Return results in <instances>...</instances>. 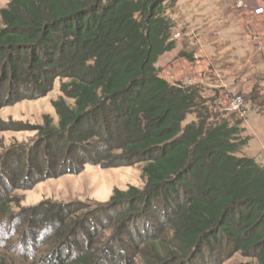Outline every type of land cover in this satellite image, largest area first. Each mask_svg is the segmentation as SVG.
I'll use <instances>...</instances> for the list:
<instances>
[{
    "label": "trees",
    "instance_id": "trees-1",
    "mask_svg": "<svg viewBox=\"0 0 264 264\" xmlns=\"http://www.w3.org/2000/svg\"><path fill=\"white\" fill-rule=\"evenodd\" d=\"M167 1L9 0L0 9V108L61 80L56 123L45 115L32 143L0 155V250L18 235L34 264H197L236 252L251 259L239 264H264V166L236 154L248 141L240 119L209 112L197 86L159 75L157 60L176 44ZM26 127L0 121V130ZM137 163L143 186L114 189L104 203L12 209V190L85 165Z\"/></svg>",
    "mask_w": 264,
    "mask_h": 264
},
{
    "label": "rangeland",
    "instance_id": "rangeland-1",
    "mask_svg": "<svg viewBox=\"0 0 264 264\" xmlns=\"http://www.w3.org/2000/svg\"><path fill=\"white\" fill-rule=\"evenodd\" d=\"M8 1L0 0V9ZM171 1L172 4L170 0L165 3L164 13L173 25L171 37L176 44L157 60L159 75L170 83L197 86L209 112L221 117L232 113L231 123L240 119L241 136L248 141L236 154L252 157L264 166V3L262 0ZM60 82L56 78L51 91L42 97L0 108L2 123H21L29 128L0 130V155L14 143H32L36 137L33 126L41 125L45 115L56 123L52 101L61 95ZM237 99H240L238 110L229 109ZM194 120L195 114L190 113L185 123ZM144 182L142 163L110 168L85 165L79 173L47 178L29 189L12 190L8 195L14 213H18L20 207L45 200L104 203L114 189L141 188ZM109 232L110 229H105L102 238L109 236ZM17 236L13 237L9 250H0V264H34L19 253L17 246L21 244ZM250 260L236 252L216 261L205 258L197 264H239Z\"/></svg>",
    "mask_w": 264,
    "mask_h": 264
},
{
    "label": "built area",
    "instance_id": "built-area-1",
    "mask_svg": "<svg viewBox=\"0 0 264 264\" xmlns=\"http://www.w3.org/2000/svg\"><path fill=\"white\" fill-rule=\"evenodd\" d=\"M240 103V99H237V100H233L231 102V105L229 106V109L233 110V111H237L238 110V107H239V104Z\"/></svg>",
    "mask_w": 264,
    "mask_h": 264
}]
</instances>
